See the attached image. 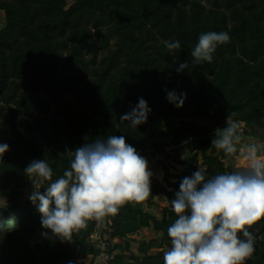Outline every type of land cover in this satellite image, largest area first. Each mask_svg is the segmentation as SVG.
Wrapping results in <instances>:
<instances>
[{
    "label": "trees",
    "instance_id": "obj_1",
    "mask_svg": "<svg viewBox=\"0 0 264 264\" xmlns=\"http://www.w3.org/2000/svg\"><path fill=\"white\" fill-rule=\"evenodd\" d=\"M0 0V264H70L96 254L90 237L97 220L74 232L71 242L41 235V215L26 191L24 169L47 159L53 179L70 167L59 154L82 146L84 137L123 135L143 157L180 148L162 181L151 177L143 202H128L105 217L109 264H164L176 219L171 200L181 180L200 166L209 177L238 170L212 146L214 129L244 123L242 141L264 143V0ZM227 32L211 63L177 72L192 60L200 34ZM180 42L170 52L164 41ZM185 93L183 107L167 91ZM143 98L147 123L132 128L120 117ZM186 141V142H185ZM44 186H41L43 190ZM33 189V188H32ZM33 191V190H32ZM158 195L167 206L159 218ZM150 229L158 237L131 250L130 237ZM255 251L244 264H264V219L250 228ZM160 240V241H159ZM116 242L113 245V242ZM118 250L117 254L114 251Z\"/></svg>",
    "mask_w": 264,
    "mask_h": 264
},
{
    "label": "clouds",
    "instance_id": "obj_2",
    "mask_svg": "<svg viewBox=\"0 0 264 264\" xmlns=\"http://www.w3.org/2000/svg\"><path fill=\"white\" fill-rule=\"evenodd\" d=\"M202 3L211 6L206 0ZM229 42L224 31L200 34L192 60L180 63L176 71L211 63L218 45ZM163 43L170 52L181 47L178 40ZM166 98L181 108L186 94L171 90ZM150 112L140 98L131 112L120 117V123L137 128L147 123ZM239 131L238 123L226 121L225 127L214 129L212 146L226 156L236 154ZM83 139L74 151L59 154L71 159L70 167L56 179L47 159L33 160L24 169L33 185L29 200L47 230L41 235L61 243L71 242L74 232L85 228L87 221L115 216L125 203H140L152 194L148 161L123 135ZM7 151L9 145L0 143V159ZM260 151L256 144L243 150L248 162L243 169L209 177L207 169L199 167L181 180L171 200L176 219L167 229L171 246L163 254L164 264H244L252 256L256 237L250 228L264 219V156Z\"/></svg>",
    "mask_w": 264,
    "mask_h": 264
},
{
    "label": "built area",
    "instance_id": "obj_3",
    "mask_svg": "<svg viewBox=\"0 0 264 264\" xmlns=\"http://www.w3.org/2000/svg\"><path fill=\"white\" fill-rule=\"evenodd\" d=\"M237 123L240 129L239 134L240 136H242L244 133V123H242L241 121H238ZM251 142L252 140L250 141V143ZM252 144L256 143L253 142ZM179 148L180 147L176 144H169L164 147L163 151H158L149 157H145L148 161L149 170L153 173L156 178H158L157 170L159 169L163 172L162 178L164 177V165L168 166L170 168L169 170L172 172L171 166H174L175 164L171 160L170 156ZM158 180L162 181L159 178ZM107 228L108 227L106 225L105 218H103L101 221H98L96 228L90 237V240L96 249V254L92 256L89 260L78 259L71 262V264H109V261L112 258V254L110 253L111 245L107 241L108 236L107 234H105Z\"/></svg>",
    "mask_w": 264,
    "mask_h": 264
},
{
    "label": "rangeland",
    "instance_id": "obj_4",
    "mask_svg": "<svg viewBox=\"0 0 264 264\" xmlns=\"http://www.w3.org/2000/svg\"><path fill=\"white\" fill-rule=\"evenodd\" d=\"M68 4H71L73 2V0H67ZM5 23V20L3 18V15L1 14V17H0V27H2ZM252 140V139H251ZM249 140L248 142L246 141H242V139H240V142L237 144V153L232 155V156H227L226 159H225V164L226 165H232L234 166L235 168H237L238 170L240 169H243L244 167L247 166V160H246V157L243 153V150L249 146V145H252V143H258L257 141L255 140H252V142L250 143ZM260 146H261V151L258 153L259 155L261 156H264V143H261L259 142ZM201 168H204L203 166H200ZM182 171V167H179V166H176V167H173L172 168V172H181ZM162 175H163V172L159 169L157 170V176L160 180H162ZM33 187L29 188L27 191H26V194H30L32 192V189ZM167 206V202L165 201L164 197L161 196V195H158L157 197H155L154 199V206L151 208V210L160 218L161 217V212H162V209ZM153 237H158L157 235L154 234V232L150 229H143L141 230L138 234L130 237V240H131V250L132 252H137V248H138V245H139V242L142 241V240H149ZM160 241V240H159ZM116 242H119V241H115L113 242V245L116 243ZM112 246V245H111ZM169 246H165V251H168L169 250ZM118 253V250H115L114 251V254H117Z\"/></svg>",
    "mask_w": 264,
    "mask_h": 264
}]
</instances>
